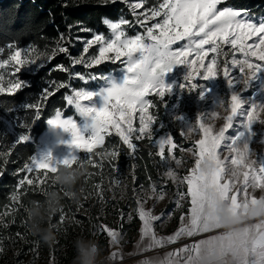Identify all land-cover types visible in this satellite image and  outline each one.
Masks as SVG:
<instances>
[{
    "label": "snow or ice",
    "instance_id": "obj_1",
    "mask_svg": "<svg viewBox=\"0 0 264 264\" xmlns=\"http://www.w3.org/2000/svg\"><path fill=\"white\" fill-rule=\"evenodd\" d=\"M116 2L117 0H103L105 4ZM223 3L224 0H163L158 8L151 9V15L146 16L145 20L161 15L163 19L146 27L145 35L136 34L131 37L125 36L122 27L129 25L127 20L121 18L117 22H110L105 19L103 22L115 34L114 38L106 39L104 35L97 34L91 40L84 41L86 44L84 52H87L94 44L100 45L99 55L91 57L87 66L91 68L102 62L118 61L122 65L119 69L122 75L90 76L89 79L92 81L97 79L104 81L103 85L95 91L72 89L74 95H68L66 100L69 105H74L80 116L85 118L86 122L82 126L71 116L61 119L62 113L58 110L55 111L53 118L48 119L50 125L61 126L71 133L72 138L67 141L73 146L72 151L68 153L71 159L53 161L50 151L37 153L30 158V163H25L20 171L35 172L37 174L35 185H43L47 182L49 173L54 176L57 164L62 163L68 166L75 164V156L79 155L76 150H82L85 157L92 155L93 150L104 143L105 136L112 134L113 131L130 150L134 151L137 147L133 143V138L140 141L147 137L157 144L158 154L162 160L169 158L175 160L174 152L178 148L172 135L164 132L158 137H153V124L155 123L160 129L165 128V125L155 121L154 117L149 114L148 109L152 106V102L146 97L153 93L163 102L166 94L173 93L174 86H177L188 92L198 90V95L204 98L211 91L207 85H200L198 82L188 84L187 82L193 80L194 76H202L204 81L217 78L219 71L217 57L220 55L221 46L228 45L232 50L241 53L244 59H236L233 56L231 60V65L237 67L239 73L242 74L238 76L230 74L227 61L223 64V78L233 88L230 94L229 114L224 117L226 122L214 132L212 122L210 120L205 122L208 117L207 113L199 114L198 128L188 123L183 114L174 116V120L185 129L181 133L182 138H187V134L193 131L201 134L193 141L194 166L183 178L187 185L186 195L190 198L189 222L191 226L189 227L188 222L176 233L175 237L169 236L168 240L172 241L180 235L193 236L213 230L207 224L201 225L203 209L211 202V196L206 191L208 186L215 187L216 194L219 196H231L232 203L237 206L239 200L247 199L249 188L264 189V159H260L258 163L249 159V141L246 135V132L251 131L255 122H264V120H259L258 116V110L264 112V101L257 103L256 99L246 98L243 95L253 80L264 77L260 75L264 74V17L260 18L259 22H254V19L247 15L246 10L241 11L230 6L218 8V5ZM139 7L142 5H133L134 9ZM145 20L137 19V23L145 27ZM181 41L185 43L173 47ZM205 46L208 47L205 48ZM8 48L14 50L10 52L7 59L0 61V69L12 64L15 66V72L19 73L22 69L33 65L44 66L43 63L37 64L35 59L22 58L25 54L22 48L12 44H9ZM3 51L4 49L0 48V52ZM58 51L67 53L68 49L59 48ZM193 53L196 58L190 61L188 57ZM210 53L215 55L211 56L206 65L205 59ZM253 58L256 62H253ZM74 63H84V61L77 59ZM178 65H187L189 69L183 75V82L179 83L175 78H169V74ZM193 65H198V68L204 70L203 73L193 69ZM60 67L65 72L69 71L63 66ZM75 76L82 81L84 79L79 73ZM27 86V82L23 80L9 81L7 91L13 93ZM60 87H66V85L61 84ZM4 91L5 89L0 86V92ZM43 92L45 99L53 94L47 88ZM97 98H99V103H97ZM82 101L91 103L84 104ZM24 108L38 109L36 116L40 117L39 105L28 103ZM137 113H139L138 128L133 126ZM211 116L217 117L219 113L213 111ZM234 121H237L236 134L226 136V133L234 128ZM85 130H88L87 135ZM29 139V136L21 135L18 142ZM166 149L170 154L168 157H166ZM209 157H214L217 163L216 169L211 172L205 171L202 167L204 160ZM83 162L81 159L80 166H83ZM87 162L92 163L91 160ZM175 163L179 165L181 162L175 160ZM167 176L175 179V172L170 170ZM52 183H54L53 179ZM25 184L33 186L34 179L25 176L19 181V185ZM39 190L44 191L43 188ZM12 199L16 200L18 197L14 194ZM252 202L256 203L255 196ZM139 216L145 224L144 233L149 235L152 241L149 247L161 244L163 239H156L155 233L150 229V220L156 218L152 217L151 213L143 207L139 209ZM104 227L107 234L115 240L117 233L108 229L107 226ZM255 229L258 233L264 231L260 225H256ZM215 240L216 236H210L191 247L181 249L180 252L184 255L190 251L198 253L202 244H210ZM145 264L148 262L146 261Z\"/></svg>",
    "mask_w": 264,
    "mask_h": 264
},
{
    "label": "trees",
    "instance_id": "obj_2",
    "mask_svg": "<svg viewBox=\"0 0 264 264\" xmlns=\"http://www.w3.org/2000/svg\"><path fill=\"white\" fill-rule=\"evenodd\" d=\"M131 1L142 5L136 11L138 13L151 12L163 3V0ZM224 5L246 10L255 18L264 17V0H228ZM121 18L129 22L130 26L124 25L126 32L136 35L139 27L135 24L137 19L143 20V16L137 17L125 3L105 4L103 0H0V48L4 49L0 52V61L7 59L14 50L8 48L9 44L24 49V59L37 55L50 57L43 67L30 72L16 73L12 64L0 69V86L5 89L0 92V257L7 245H11L10 251L18 252L12 256L14 264L18 259L20 263L31 264L30 258L37 254L41 257L50 255L56 264H70L72 241L81 234L107 245L104 226L117 227L131 236L138 232L141 220L136 192H151L153 188L158 193L169 191L172 196L168 207L177 194L179 188L165 177L162 159L152 139H134L137 147L133 151L112 132L102 145L93 150L92 155L85 157L84 152L80 153L86 168L77 185L82 194L79 202L67 196L62 200L61 210L53 218L57 225L56 242L51 246L37 243V238L27 226L24 206L30 200L43 199L40 188L47 190L57 186L52 183L51 173L43 185H35V180L33 186L19 185L25 176H34L20 170L38 153L39 140L49 130L48 119L53 118L55 111L74 114V109L66 100L68 95H74L72 89H94L103 81H92L90 76L116 73L122 66L109 61L89 68L88 62L91 57L99 55L100 46L94 44L84 52L86 44L80 39L91 40L97 34L110 38L111 30L103 21L117 22ZM59 48H67L68 52H59ZM77 59L84 63H74ZM60 66L69 71H63ZM76 73L84 77L83 81L75 76ZM17 80L26 81L28 86L9 93V81ZM61 84L66 87H60ZM45 88L53 93L47 99L44 98ZM151 102L150 112L155 121H165L169 95L166 94L163 102L152 95ZM28 103L39 105V118L36 116L38 109L24 108ZM172 134L176 143L185 145L179 130H173ZM21 135L30 139L18 142ZM176 154L181 156L180 148ZM88 160L92 163L89 164ZM14 194L18 199H12ZM7 251L4 256L9 260Z\"/></svg>",
    "mask_w": 264,
    "mask_h": 264
},
{
    "label": "rangeland",
    "instance_id": "obj_3",
    "mask_svg": "<svg viewBox=\"0 0 264 264\" xmlns=\"http://www.w3.org/2000/svg\"><path fill=\"white\" fill-rule=\"evenodd\" d=\"M227 1L228 0H224V3ZM117 2L125 3L128 7H130L132 12L136 14L137 17L143 16V20H145L146 16L151 15V12H141V13L136 12L141 7L134 9L133 5L139 4V3L132 2L131 0H127V2H124V0H117ZM224 3L221 5H218V8L225 7ZM247 15L253 18L254 22H259L260 20V18L252 17L249 14ZM162 19H163V15L159 17H155L153 19H147L145 20V27H141V25L138 23L135 24L139 27L137 34L145 35L146 27H149L154 23L160 22ZM110 22H114V21H110ZM133 24L134 23H132V25ZM122 27H123L126 37L133 36L126 32V29L124 26ZM114 35L115 34L112 33L111 37L108 39L114 38ZM123 38L124 37H122V39ZM80 39L84 42V39L82 38ZM183 43L185 42L184 41L178 42V44L174 45L173 47L175 48ZM207 47L208 46H205V48ZM212 55H215V54L210 53L209 57L205 59L206 65L207 63H209ZM233 56L236 59H241V60L244 59L241 53L232 50L230 46L228 45H222L221 50H220V55L217 57L218 68H219L217 78H214L211 81H204L202 79V76H194L193 80H190L187 82L188 84H191L193 82H198V84L200 85H207V87L210 88L211 91L208 92L204 98H201L198 95V90H193L192 92H188L186 90L179 89V87L177 86H174L175 91L169 94L170 104L166 107V110L164 113L166 120L161 122L165 125V128L163 129H160L158 127L155 128V123H154L153 124V136L155 135L156 137H158L161 133L167 132L170 135H172V137L174 138L172 134L173 130H179L180 133L184 132L185 129L181 127V124L174 120V116L177 114H183V116L187 119L188 123H192L198 128L199 114L201 112L207 113L208 117L205 119V122L207 123L210 120L213 124L214 132L218 130L223 125V123L226 122L224 120V117L227 114H229L228 109H230V94L233 90V88L229 86L227 80L224 79L222 75L224 61L228 62L230 74L232 76L242 75L241 73H239L237 67H233L231 65V60ZM195 58H196L195 53H193L192 56L188 57L190 61ZM33 59L37 61V64L43 63V65H45L47 61L50 59V57L45 56V55H37L28 60H33ZM106 62H109V61H106ZM253 62H256L255 58H253ZM102 63H105V62H102ZM38 67H41V66L33 65L29 68L22 69L20 72L34 71ZM121 67L118 68V71L116 73L114 72L111 74L122 75V73H120L119 71ZM192 67L193 69H196V71L200 73H203L204 71L203 69L198 68V65H193ZM187 71H189L187 65H178L176 68H174L173 72L169 74V78H175L178 81V83L183 82V75ZM260 75L264 76V74H260ZM103 83L104 81L100 83L98 87L91 89V90L84 89V91L98 90L99 87L103 85ZM152 95H155V94L150 93L148 97H146V99L151 100ZM243 95L246 98L256 99L257 103H259L260 101H264V77H258L256 80H253L251 86L248 87L247 90L244 91ZM82 103L90 104L91 102L82 101ZM97 103H99V98H97ZM69 107H72L74 109V114L66 115L65 113H63L61 115V119H67L69 116H71L73 119H75L78 122V124L82 126L86 122L85 118L79 115L74 105H69ZM247 107L248 106H246V108ZM148 111H149V114L152 115L150 112V107ZM213 111L218 112L219 116L212 117L211 113ZM258 116H259V120H264V112H259L258 110ZM236 123L237 121H234V128L230 129L226 133V136L236 134V130H235ZM133 126L136 128L139 127V113H137L136 118L133 121ZM85 134L86 135L88 134V130H85ZM200 134L201 133L193 131L187 134V138H183L186 141L185 145H183L184 143H180V144L177 143V148H180V151L182 154L181 156H179L176 154V151H175L174 156H175V160H179L181 162L179 165L175 163V160L170 159V158L166 160H162V164L165 168V177L168 180L172 181L179 188L176 196L174 197L172 205L170 207H168V204L171 200L172 194L169 191L158 193L156 190H154L151 192L138 191L135 193L138 211L140 207H143L146 211L151 213L152 217L156 218V219L150 220V229H151V232L155 233L156 239H161V238L163 239L162 243L165 245H169V244L172 245V243L174 242L173 240L169 241L168 237L175 235L178 222L183 217L185 210L190 206L189 205L190 198L187 197L186 195L187 185H186V181H183V178L190 173L191 168L194 166L195 157L192 154L194 150L193 141L196 138H198ZM246 135L248 136V141H249V150H250L249 159L255 160L258 163L260 159H264V122H259V121L255 122L252 126L251 131L246 132ZM71 138H72L71 133L65 132L64 142L58 141L55 137V134L51 130V125L49 124V130L39 140L38 153L50 151L57 158L63 157L64 155L72 151L73 149V146L67 143V141H70ZM133 143H134V138H133ZM154 144L157 148V144L156 143ZM76 151H77V154H79V156H80V153L83 152L82 150H76ZM157 151H158V148H157ZM168 156H170V154L167 152V149H166V157ZM170 170L175 172V179L169 178L167 176V173ZM180 171H184L185 173L182 174ZM33 174L34 176L32 177V179L35 180L37 174L35 172H33ZM241 180H242V177H241ZM257 190L258 189L253 190L249 188V192H256ZM161 194H162V198H161ZM114 226H117V225H114ZM107 228L117 233L116 239L113 240V238L110 237L106 232V238H107L106 246L108 248V251L111 254L112 264L120 263L119 260H117L118 259L117 257L119 256L116 255L119 252H121L122 258L124 257L123 260L121 261L123 262L124 259L127 260L130 256H133L135 254L134 252H137L138 250H142L143 248L148 247L149 244L152 243L150 236L144 233L145 224L143 220L140 221V228L138 229V232L132 236L127 235L124 231H122L121 229L117 227L115 228L107 227ZM157 246L158 245H156L155 248H157ZM10 247L11 245H7L5 252H4V255H6L7 254L6 250L8 249L7 252H9L8 256L10 259L6 260V257L3 254H1L0 264H14L11 261V259H12V256L15 254H18V252L16 250L15 252L10 251ZM49 256L50 255L41 257L40 255L37 254L36 256L30 258L31 260L30 262L31 264H56V261ZM16 264H25V263H20L18 259Z\"/></svg>",
    "mask_w": 264,
    "mask_h": 264
},
{
    "label": "clouds",
    "instance_id": "obj_4",
    "mask_svg": "<svg viewBox=\"0 0 264 264\" xmlns=\"http://www.w3.org/2000/svg\"><path fill=\"white\" fill-rule=\"evenodd\" d=\"M51 130L58 141L64 142L67 131L63 127L51 125ZM65 158L72 157L66 154L57 158L52 154L53 161ZM75 160L72 166L57 164V171L52 178L57 187L44 190L43 199L30 200L24 206L27 226L37 238V243L51 246L58 239L53 218L61 210L64 197H71L74 202L80 200L82 190H78L77 185L85 175L86 168L85 162L80 166L79 155L75 156ZM202 167L205 171H214L217 167L215 158H206ZM259 190L258 196L255 192H249L247 199L239 200L237 206L232 203L231 196H219L215 187L208 186L206 191L211 196V202L203 209L201 225L207 224L210 229L221 231L215 241L202 244L198 253L190 251L174 264H264V231L258 233L255 229L256 225H260L264 230V189ZM254 196L256 203L252 202ZM72 250L70 264H112L107 246L95 238L83 234L77 236L72 241ZM147 262L167 264L159 260Z\"/></svg>",
    "mask_w": 264,
    "mask_h": 264
},
{
    "label": "crops",
    "instance_id": "obj_5",
    "mask_svg": "<svg viewBox=\"0 0 264 264\" xmlns=\"http://www.w3.org/2000/svg\"><path fill=\"white\" fill-rule=\"evenodd\" d=\"M255 194L258 196L260 194V190L258 189ZM190 206L187 208V211L184 212L183 215V219L181 218L180 221L178 222V226L175 232V235L173 237L176 236V233L180 231V229L182 227H184L190 219V208H191V204H189ZM221 230H212L208 233H198L195 234L193 236H188V235H180L179 237H177L176 239H174L172 245H165L163 243L159 244L162 246H165L166 250L163 254H159L157 251V248H155L156 245L152 246V247H146L143 248L142 250H138L137 252H134L135 254L133 256H130L127 260L124 259L123 262H121L123 260L122 256H121V252H119L118 254H116L119 262L118 264H141L142 261H151V260H159L161 262H167V264H174V262L176 260L181 259L184 254L180 252L181 249L185 248V247H191L193 244L198 243L200 240L203 239H207L210 236H216L219 234ZM156 249V250H155ZM123 255V254H122Z\"/></svg>",
    "mask_w": 264,
    "mask_h": 264
},
{
    "label": "built area",
    "instance_id": "obj_6",
    "mask_svg": "<svg viewBox=\"0 0 264 264\" xmlns=\"http://www.w3.org/2000/svg\"><path fill=\"white\" fill-rule=\"evenodd\" d=\"M165 250H166L165 246H162V245H159L157 248V251L159 254H163Z\"/></svg>",
    "mask_w": 264,
    "mask_h": 264
}]
</instances>
